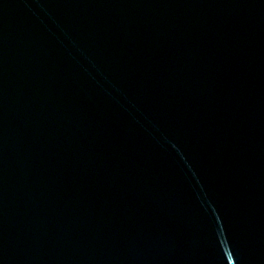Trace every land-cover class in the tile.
Masks as SVG:
<instances>
[{
    "label": "water",
    "instance_id": "1",
    "mask_svg": "<svg viewBox=\"0 0 264 264\" xmlns=\"http://www.w3.org/2000/svg\"><path fill=\"white\" fill-rule=\"evenodd\" d=\"M0 264H264V0H0Z\"/></svg>",
    "mask_w": 264,
    "mask_h": 264
}]
</instances>
